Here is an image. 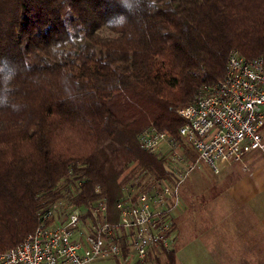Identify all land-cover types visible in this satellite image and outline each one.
<instances>
[{"label": "trees", "instance_id": "obj_1", "mask_svg": "<svg viewBox=\"0 0 264 264\" xmlns=\"http://www.w3.org/2000/svg\"><path fill=\"white\" fill-rule=\"evenodd\" d=\"M155 4L119 28L105 24L124 12L117 0H0V57L20 64L11 103L22 106L0 107V252L35 229L70 173L82 183L77 202L98 187L117 221L125 186L165 175L138 131L179 137L176 108L222 79L231 50L264 57V0ZM162 258L174 264L173 248Z\"/></svg>", "mask_w": 264, "mask_h": 264}, {"label": "built area", "instance_id": "obj_2", "mask_svg": "<svg viewBox=\"0 0 264 264\" xmlns=\"http://www.w3.org/2000/svg\"><path fill=\"white\" fill-rule=\"evenodd\" d=\"M225 65L219 82L203 86L194 100L176 108L184 120L179 137L153 124L138 131L139 145L163 158L165 175L125 186L116 202L117 221L109 222L108 203L98 187L89 204L77 202L82 183L70 173L59 185L62 195L37 212L35 229L0 252V264L162 259L175 236L170 210L194 167L204 164L217 173L219 163L231 165L257 149L264 152V57L246 59L231 50Z\"/></svg>", "mask_w": 264, "mask_h": 264}, {"label": "crops", "instance_id": "obj_3", "mask_svg": "<svg viewBox=\"0 0 264 264\" xmlns=\"http://www.w3.org/2000/svg\"><path fill=\"white\" fill-rule=\"evenodd\" d=\"M218 167H194L181 184L170 210L174 264H264V152Z\"/></svg>", "mask_w": 264, "mask_h": 264}, {"label": "clouds", "instance_id": "obj_4", "mask_svg": "<svg viewBox=\"0 0 264 264\" xmlns=\"http://www.w3.org/2000/svg\"><path fill=\"white\" fill-rule=\"evenodd\" d=\"M119 5L124 9L123 13L110 17L105 24L111 27H125L129 18L143 15L156 8L155 0H117ZM30 70V65L25 64ZM20 72V64L11 60L9 57H0V107H11L19 111L22 107L20 104L11 103L12 88L11 85Z\"/></svg>", "mask_w": 264, "mask_h": 264}, {"label": "rangeland", "instance_id": "obj_5", "mask_svg": "<svg viewBox=\"0 0 264 264\" xmlns=\"http://www.w3.org/2000/svg\"><path fill=\"white\" fill-rule=\"evenodd\" d=\"M104 33H106V32H104ZM145 127H146V126H145ZM145 127H144V128H145ZM144 128H142V129H144ZM134 164H135V163H133L129 168H127V170L130 169ZM127 170H124V172L122 173L120 179H122V177H124V176L127 174V172H128ZM171 249H172V248H171Z\"/></svg>", "mask_w": 264, "mask_h": 264}]
</instances>
